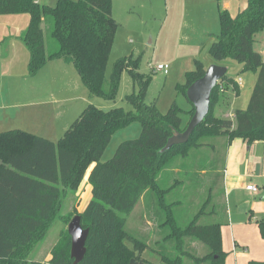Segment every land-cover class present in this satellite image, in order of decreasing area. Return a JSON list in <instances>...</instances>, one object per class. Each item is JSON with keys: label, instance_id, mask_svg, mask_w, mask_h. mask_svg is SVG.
<instances>
[{"label": "trees", "instance_id": "obj_1", "mask_svg": "<svg viewBox=\"0 0 264 264\" xmlns=\"http://www.w3.org/2000/svg\"><path fill=\"white\" fill-rule=\"evenodd\" d=\"M243 1L247 7L236 16L219 6L221 33L209 53L218 63L233 60L243 65V72L257 74L247 108L236 110L233 119L217 115L221 105H230L240 93L239 84L227 74L212 93L208 116L189 141L162 152L175 132L186 129L184 111L174 105L162 114L155 103L146 104L153 79L140 73L139 61L132 56L118 60L110 80L106 79L119 27L113 0H58L55 7L38 0H0V15L30 18L21 36L29 52L30 76L61 60L74 65L91 97L115 101L126 71L138 88L126 97L133 111H104L89 105L57 143L20 130L0 134V264H74L68 226L75 216L89 230L80 264H155L144 258L146 251L157 255L160 264H226L222 228L228 224L227 207L226 216L219 218L222 212L217 207L208 212L207 201L186 223L185 202L171 199L185 184L175 179L169 186L166 180L184 171L188 180L210 176L219 183L224 169L220 174L213 165L187 172L205 148H215L208 140L225 139L227 149L236 138L249 143L264 139V57L254 50L256 35L264 31V0ZM195 63L185 84L178 87L186 98L188 88L206 72L201 61ZM187 114L191 119L193 106ZM136 122L141 125L140 136L121 143L113 158L102 162L113 136ZM92 165L91 200L83 212L74 208L62 216L64 200L82 188ZM175 165L185 168L170 171ZM142 205L146 213L138 218L143 231L137 237L128 231V223ZM210 215L216 220L204 223ZM58 219L66 228L50 260L30 261L34 248ZM257 225L264 240V218ZM200 243L208 248L203 256L196 252Z\"/></svg>", "mask_w": 264, "mask_h": 264}, {"label": "rangeland", "instance_id": "obj_2", "mask_svg": "<svg viewBox=\"0 0 264 264\" xmlns=\"http://www.w3.org/2000/svg\"><path fill=\"white\" fill-rule=\"evenodd\" d=\"M57 1L38 0L41 5L51 7H55ZM225 4L232 16H236L247 7L246 1L243 0H113V17L119 27L110 55L106 79L110 80L118 60L132 56L139 61L140 73L150 75L153 79L146 96V104L155 103L162 114H166L176 105L184 111L181 118L183 127H185L190 121L187 111H190L192 106L178 87L185 84L186 73L194 70L195 62L199 60L204 64L206 70L214 64L224 66L228 68L229 77L244 81L242 93L234 109L247 108V102H249L252 92L250 88L253 84H250V77H254V74L243 72V65L233 60L218 63L209 53L210 46L221 33L219 6L225 8ZM29 22L30 18L27 14L0 15V134L33 127L32 130L35 129L41 136H49L45 132H49L51 127L54 128L57 122L58 113H55L57 105L61 107L60 109L57 107L59 111H65L71 104L59 103V97L67 96V94L65 90L64 93H61L62 88L57 87L60 82L48 85L51 79L50 72H41L40 70L35 76H30L27 66L21 64L24 51L28 53V50L22 39L14 36L25 32ZM43 28L45 29V25ZM254 50L264 57V31L256 35ZM14 51H17L16 56L20 59V64L11 74L8 54L13 55ZM61 62L63 61L57 63ZM159 64H168L170 73L168 75L155 73L154 69ZM52 65L54 67V64ZM63 65L76 71L73 64ZM24 73H27L30 78L21 77ZM52 74H54V70ZM32 82L38 84L33 85V87L36 86V90L29 93L33 89ZM134 92L137 93L138 88L134 86L130 74L126 71L122 74L115 101L91 97L92 100L89 104L104 111L116 108H123L128 112L133 111V107L126 101V97ZM244 101H246V105H244ZM21 103L27 104V106L19 105ZM26 113H30L32 116L29 117ZM49 114L50 118L48 119ZM140 134L141 125L137 122L116 133L102 157V162L112 159L121 143L137 139ZM63 135L64 133L61 137ZM207 144H214L215 148H205L201 153L202 157L187 167L188 173H196L197 168H205L210 165L220 170V174L223 173L226 153L225 139L208 140ZM184 168L175 165L170 171L179 172ZM184 173L183 171L181 174L169 176L168 181L165 180L169 186L175 179L181 180L185 184L184 186L180 185L171 196V199L185 202L186 206L183 208L185 222L193 219L207 201H209L208 212L217 207L218 211L222 212L219 218H224L227 206L223 179L219 183L210 176L193 177L188 180ZM74 197L75 195L70 193L64 200L62 216H66L70 211ZM144 213L146 212L142 205L139 211L129 219L128 231L134 236H137V232L143 231L138 226V218ZM207 218L208 220L203 221L204 223L216 220V217H212V215ZM65 228L66 226L58 219L36 245L29 260L48 262L50 257L48 258L46 255L54 243L59 241L60 234ZM128 245L132 247L130 243ZM198 245L197 254L205 255L208 248L201 243ZM144 258L155 264L161 263L160 258L150 251L144 253Z\"/></svg>", "mask_w": 264, "mask_h": 264}, {"label": "crops", "instance_id": "obj_3", "mask_svg": "<svg viewBox=\"0 0 264 264\" xmlns=\"http://www.w3.org/2000/svg\"><path fill=\"white\" fill-rule=\"evenodd\" d=\"M224 7L228 9L227 4H225ZM23 33L24 32H21L19 35H16L14 37L20 39ZM16 52L17 51H14L13 55L8 54L9 70L11 69V74L16 71L17 67L20 64V59L17 58ZM58 61L61 60L49 62L41 69V72L45 71L51 73V79L49 80L48 85H55L57 82H60L58 83L57 87L62 88L61 93H64L63 91L65 90L67 96L59 97L60 102H58H67V104L71 105L67 106L65 111H59L57 107H59V109L61 107L60 105H57L55 110V113H58L56 117L57 122L55 123L54 128L51 127V130L49 132H45L49 136H41L40 133L35 129L32 130L33 127H27L25 128L26 130H20L43 137L55 143L63 138L65 133L70 129V126H72L73 123L80 117V115L82 114L81 111H84L90 105L89 103L92 100L76 68V71H72L71 69H69V67H67V65H63L69 63H66L64 61V63H57ZM28 63L29 52L25 53L24 51V56L21 64L27 66L28 68ZM52 64H54V67ZM53 70L54 74H52ZM252 74H254V77H250V84L253 83L251 84V91L253 90V86L257 80V74ZM26 76L30 78L27 73L21 75V77ZM236 82L240 87L239 95L237 97H233L230 105L226 103L221 105V107L218 109V116L230 119L234 118V112L236 111L234 109V106L238 102L242 93V89L244 87V81L236 80ZM36 84L38 83L32 82L31 87ZM35 90L36 86L33 87V89L29 91V93H33ZM54 97L56 100L55 95ZM245 102L246 101H244V105L249 103L247 102L245 104ZM19 105L24 107L27 106V104L23 103ZM26 114L29 117L32 116L30 113ZM77 115L79 116L77 117ZM47 118H50V114ZM60 119L62 120L61 122ZM63 133L64 135L61 137ZM224 157L225 161L223 186L228 214V225L222 228L223 251L224 253H226L225 263L249 264L251 261L264 262V240L260 235L257 225V223L264 218V139L256 141L254 143H249L247 140H244L242 138H236L228 145ZM93 167L94 165H92L90 170L88 171V174L86 175L82 184V188L75 195L74 202L67 214L73 211L74 208H77L79 212H83L87 204L91 200L92 189L88 184V178L89 173L91 172ZM249 185L256 186L258 192L254 193L253 191H248L247 187ZM138 226L140 227V223ZM56 243L57 241L54 243V246L56 245ZM54 246L48 252L46 257H50L51 251Z\"/></svg>", "mask_w": 264, "mask_h": 264}, {"label": "water", "instance_id": "obj_4", "mask_svg": "<svg viewBox=\"0 0 264 264\" xmlns=\"http://www.w3.org/2000/svg\"><path fill=\"white\" fill-rule=\"evenodd\" d=\"M228 74V68L217 64L211 65L204 76L195 81L187 90V99L194 107V115L183 132H175L169 138L162 152H167L175 146L186 144L198 126H200L210 112L211 98L218 83ZM68 233L72 240L71 258L74 264H80L86 255V242L89 230L81 225V217L75 216L68 226Z\"/></svg>", "mask_w": 264, "mask_h": 264}, {"label": "built area", "instance_id": "obj_5", "mask_svg": "<svg viewBox=\"0 0 264 264\" xmlns=\"http://www.w3.org/2000/svg\"><path fill=\"white\" fill-rule=\"evenodd\" d=\"M154 72L155 73H161V74H164V75H168L170 73V66L168 64H159L154 69ZM247 190L248 191H253L254 193L258 192V189L254 185H249L247 187Z\"/></svg>", "mask_w": 264, "mask_h": 264}]
</instances>
